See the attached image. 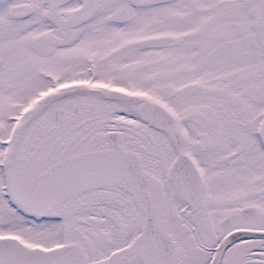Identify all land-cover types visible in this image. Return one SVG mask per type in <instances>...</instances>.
Returning a JSON list of instances; mask_svg holds the SVG:
<instances>
[{"label":"snow or ice","instance_id":"obj_1","mask_svg":"<svg viewBox=\"0 0 264 264\" xmlns=\"http://www.w3.org/2000/svg\"><path fill=\"white\" fill-rule=\"evenodd\" d=\"M0 264H264V0H0Z\"/></svg>","mask_w":264,"mask_h":264}]
</instances>
